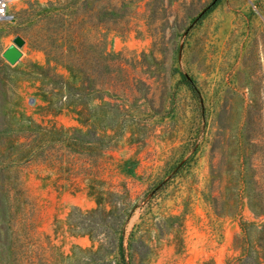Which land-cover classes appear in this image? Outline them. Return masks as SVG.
I'll list each match as a JSON object with an SVG mask.
<instances>
[{
  "label": "rangeland",
  "instance_id": "374dc122",
  "mask_svg": "<svg viewBox=\"0 0 264 264\" xmlns=\"http://www.w3.org/2000/svg\"><path fill=\"white\" fill-rule=\"evenodd\" d=\"M254 201L264 0L12 2L0 264H243Z\"/></svg>",
  "mask_w": 264,
  "mask_h": 264
},
{
  "label": "trees",
  "instance_id": "16d2710c",
  "mask_svg": "<svg viewBox=\"0 0 264 264\" xmlns=\"http://www.w3.org/2000/svg\"><path fill=\"white\" fill-rule=\"evenodd\" d=\"M251 206L256 215L264 214V201L263 202H251ZM246 235H247V229ZM246 256L243 258V264H263L264 263V225L260 230V235L256 244L248 243V247L245 248Z\"/></svg>",
  "mask_w": 264,
  "mask_h": 264
},
{
  "label": "water",
  "instance_id": "95a60500",
  "mask_svg": "<svg viewBox=\"0 0 264 264\" xmlns=\"http://www.w3.org/2000/svg\"><path fill=\"white\" fill-rule=\"evenodd\" d=\"M19 41L18 43L21 44ZM3 55L10 63H15L21 57L22 51L17 45H11L4 51Z\"/></svg>",
  "mask_w": 264,
  "mask_h": 264
},
{
  "label": "built area",
  "instance_id": "2783aa9c",
  "mask_svg": "<svg viewBox=\"0 0 264 264\" xmlns=\"http://www.w3.org/2000/svg\"><path fill=\"white\" fill-rule=\"evenodd\" d=\"M13 0H0V20L11 17Z\"/></svg>",
  "mask_w": 264,
  "mask_h": 264
},
{
  "label": "bare ground",
  "instance_id": "6f19581e",
  "mask_svg": "<svg viewBox=\"0 0 264 264\" xmlns=\"http://www.w3.org/2000/svg\"><path fill=\"white\" fill-rule=\"evenodd\" d=\"M14 1V0H13ZM15 1H17V3L19 4V0H15Z\"/></svg>",
  "mask_w": 264,
  "mask_h": 264
}]
</instances>
